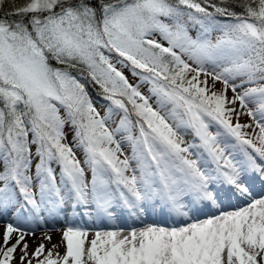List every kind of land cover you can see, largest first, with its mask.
Returning a JSON list of instances; mask_svg holds the SVG:
<instances>
[{
	"label": "snow or ice",
	"instance_id": "1",
	"mask_svg": "<svg viewBox=\"0 0 264 264\" xmlns=\"http://www.w3.org/2000/svg\"><path fill=\"white\" fill-rule=\"evenodd\" d=\"M257 182L264 0H0V214L139 218L160 202L176 217L69 225L63 252L46 233L29 252L36 229L7 223L0 264H264Z\"/></svg>",
	"mask_w": 264,
	"mask_h": 264
},
{
	"label": "rangeland",
	"instance_id": "2",
	"mask_svg": "<svg viewBox=\"0 0 264 264\" xmlns=\"http://www.w3.org/2000/svg\"><path fill=\"white\" fill-rule=\"evenodd\" d=\"M216 87L219 88L220 85L217 84ZM229 96H231V92H229ZM246 122H248V118L246 116L241 117V123H246ZM66 131L68 132V140L71 141V138H72V136H71V130L70 129H66ZM186 138L187 139H191L190 135L187 136ZM128 151H129L128 148L125 146V152H128ZM257 187L258 186L256 185L255 188H257ZM225 205L226 204H224V206ZM148 208L149 209H153V210H155L157 208V210H160L161 211V214L160 215H162V217L164 216V219L166 221L165 222L166 225H161V226H168L169 224L172 225V223H175L176 222L175 215L170 212V209L168 207L164 206L160 202H157L155 204H146L145 205V209H148ZM120 209H122L120 205H117L115 207V209H114V216H112L113 219L120 212ZM149 209L147 211H150ZM224 209L225 210H232V208H226V207H224ZM120 213H122V215H124V214L126 215L127 212H125V211L122 210V212H120ZM145 214H146V211L141 216H144ZM94 215H95V212H93V215L92 216H94ZM91 217H87V216L83 215L80 209H76L75 211H72L71 210V205L69 204V205H66L65 206V209H64V211L62 213L57 214L55 217H46L45 222H43L42 224L38 225L37 223L32 222V221L25 222L23 220H18V218L13 215V212L12 211H9L7 214H0V235H2L4 226L7 223H13V224L19 223V226L21 228H29V227L34 228V229H36L35 233L36 232L43 233V232H46V231H49V232L52 231V232H56L57 233L59 231H62L64 228H66L69 225L74 226V227L75 226L80 227L78 224H80L81 222H83L85 220L88 223ZM95 218H96V215L94 216V219ZM139 218H134V219L135 220H138ZM99 220L101 222L102 221V218H98L97 221L96 220H94V221H95V223H98ZM112 222H114V220H112ZM99 224H101V223H99ZM150 224H154V223L153 222L148 223L146 221L145 222L143 221L138 226L139 227H143V226L150 225ZM116 225L114 227L111 226L112 229H116V228L122 229L121 227H117ZM156 225H160V224H156ZM107 227L108 226H106L104 228L103 227H98V229H100V230H107L108 229ZM91 229H93V228H91ZM13 242H14V239H13ZM34 248L35 247H32V246L30 247V245H29V252H31Z\"/></svg>",
	"mask_w": 264,
	"mask_h": 264
},
{
	"label": "bare ground",
	"instance_id": "3",
	"mask_svg": "<svg viewBox=\"0 0 264 264\" xmlns=\"http://www.w3.org/2000/svg\"><path fill=\"white\" fill-rule=\"evenodd\" d=\"M258 186L257 188H255V186ZM253 192L254 194H256L257 196L261 195V194H264V188H262L260 186V184L257 182L255 185H253ZM224 204H226L224 207L226 208H234L236 206H241L244 204V201H241V200H231V201H225ZM163 207V206H162ZM154 208V207H153ZM149 209V208H148ZM148 209H146V214L144 216H141L138 220H135L134 218L135 217H130L127 213L126 215H122V209H120V212L116 215V217H111V218H108V217H102V221L100 222V220L98 221V223H95L94 220H98V217L96 216V218L94 219V216H92L89 220V222L87 223L86 220L81 222L80 224H78L80 227L82 228H87V229H91L93 228V230H96L98 229V227H106L108 226L107 228L108 229H112L111 226H116L117 227H121L122 229H130V228H138L139 224L141 222H148V223H151L153 222L154 224H160V225H166V221L164 219V216L162 217L161 214V211L160 210H157V208L155 210L153 209H149L150 211H147ZM154 211V212H153ZM208 209L206 208L205 210H203V212L201 213V215H204V214H207L208 213ZM160 212V213H159ZM114 216V215H113ZM105 218V219H104ZM112 220H114V222H112ZM175 220V219H174ZM101 223V224H99ZM173 224V223H172ZM168 226H171V224H169ZM140 228V227H139ZM107 229V230H108ZM100 230V229H99ZM62 231H59V232H52V231H46V232H43V233H39V232H36L34 236H27L26 237V240L28 242V244L30 245V247H35L37 243L40 242V239L42 237V235H44L45 233L47 235H50L52 237V244H58L60 247H59V250L61 252H63V244L61 243V236H62ZM91 238V235L89 237V239ZM45 243L47 244L48 242L45 241ZM48 247H51V244H48ZM17 257L19 256V251H17L16 253Z\"/></svg>",
	"mask_w": 264,
	"mask_h": 264
},
{
	"label": "trees",
	"instance_id": "4",
	"mask_svg": "<svg viewBox=\"0 0 264 264\" xmlns=\"http://www.w3.org/2000/svg\"><path fill=\"white\" fill-rule=\"evenodd\" d=\"M235 10L237 12L240 11V9H238V8L235 9ZM220 19H223V18H220ZM193 34L195 35V32H193ZM125 75H127L129 77L130 81L135 82V80L131 77V74L127 70H125ZM89 92H90V94H91V96L93 98V101L96 103V106L98 108L102 109V106H104L106 104V101H102V100L99 99V97L97 95L98 89H96L93 86H89Z\"/></svg>",
	"mask_w": 264,
	"mask_h": 264
}]
</instances>
